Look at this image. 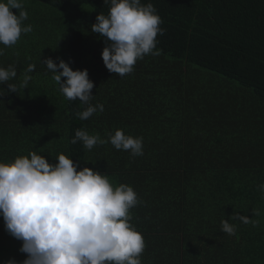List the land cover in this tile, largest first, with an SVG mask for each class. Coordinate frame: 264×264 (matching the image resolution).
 Returning a JSON list of instances; mask_svg holds the SVG:
<instances>
[{
    "label": "trees",
    "instance_id": "obj_1",
    "mask_svg": "<svg viewBox=\"0 0 264 264\" xmlns=\"http://www.w3.org/2000/svg\"><path fill=\"white\" fill-rule=\"evenodd\" d=\"M2 1L6 37L26 0ZM29 2L65 22L66 55L33 16L46 46L31 29L17 73L42 112L0 143V176H70L68 264H264V0ZM143 236L156 248L134 249ZM43 250L16 259L60 253Z\"/></svg>",
    "mask_w": 264,
    "mask_h": 264
},
{
    "label": "rangeland",
    "instance_id": "obj_2",
    "mask_svg": "<svg viewBox=\"0 0 264 264\" xmlns=\"http://www.w3.org/2000/svg\"><path fill=\"white\" fill-rule=\"evenodd\" d=\"M29 1L12 3L6 9L7 11L10 8L8 12L17 20L18 24L15 30H9L13 48L18 47L15 41L22 44L23 41L28 40L27 33L31 29H39L33 23V16L39 14L40 5H29ZM12 8L15 9L12 10ZM85 9L90 10L88 7ZM41 11L48 13L46 18L48 31H51L52 34V51L54 47L57 48V51L54 52L56 55L52 58L56 59L58 63L62 62L66 55L65 45H63L65 36L67 38L65 22L60 20L56 22L55 19L54 23L49 25L48 8L45 11L41 9ZM53 15L57 14H52V17ZM36 37L39 40L42 39L40 29ZM104 37L108 46L113 41L118 45L128 44L125 40L115 38L111 34H106ZM37 41L35 42L36 47L40 51L41 48ZM41 46H46L45 39H42ZM54 72L57 75L51 77L55 81H62L61 71ZM73 191L69 175L0 178V264H22V260L16 259V254L24 252L25 244L32 245V248L43 247L45 248L43 251L46 253L59 248L61 254L54 255L52 253L48 264H68L72 251L66 248H71L75 243ZM85 204L88 208L94 207L91 201H86ZM102 223H104L103 220Z\"/></svg>",
    "mask_w": 264,
    "mask_h": 264
},
{
    "label": "crops",
    "instance_id": "obj_3",
    "mask_svg": "<svg viewBox=\"0 0 264 264\" xmlns=\"http://www.w3.org/2000/svg\"><path fill=\"white\" fill-rule=\"evenodd\" d=\"M7 0H3V5ZM5 5L4 7H6ZM39 15L41 9L38 10ZM1 13V12H0ZM2 23V19H0V25ZM15 44H18V47L13 48L12 38L10 35L4 37L0 32V143L2 144L6 138L12 139L13 137L18 139L19 143L22 142L23 139H26L28 135L26 132L20 133L19 125L20 122L24 119H30L34 113L38 114L42 112L41 100L39 97H30L28 96V90L34 91L37 88V83L28 81L30 78L29 75H24V73L29 71L24 66V71L17 73V67L19 65V46L20 43L15 41ZM23 45V43L21 44ZM30 67L31 66H27ZM31 72L33 70H30ZM24 72V73H23ZM29 76V77H28ZM36 106V107H35ZM34 118V117H33ZM27 122L29 120H26ZM23 121L22 123H27ZM18 137V138H17ZM13 143V141H11ZM18 144V142H15ZM29 161V159H28ZM4 162V161H3ZM30 162H33L30 161ZM12 163V162H11ZM2 166V164H0ZM12 164H8L7 167H11ZM30 167V165L28 166ZM27 167V168H28ZM27 177V176H26ZM0 178H7L2 177ZM143 241L138 243V246L134 247V249H143L144 251L150 248V241L146 239L144 236L142 237ZM136 251V250H135ZM135 255L133 252L132 256ZM144 253L139 252L140 257L144 259ZM158 260H161L158 259ZM158 264H163L161 261H158ZM139 264H144L140 262Z\"/></svg>",
    "mask_w": 264,
    "mask_h": 264
}]
</instances>
